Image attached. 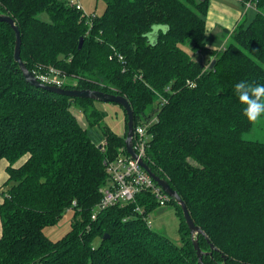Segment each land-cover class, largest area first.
<instances>
[{
  "label": "trees",
  "instance_id": "obj_1",
  "mask_svg": "<svg viewBox=\"0 0 264 264\" xmlns=\"http://www.w3.org/2000/svg\"><path fill=\"white\" fill-rule=\"evenodd\" d=\"M101 1L94 18L63 0H0V14L18 27L20 59L35 77L54 70L60 88L126 98L134 127L156 117L143 161L185 203L207 255L198 261L173 200L180 245L148 227L158 208L148 193L91 219L108 180L105 162L125 153L124 110L119 136L103 125L95 100L28 84L13 59L14 33L0 23V161L8 175L0 264H264V143L242 139L253 124L234 95L241 80L264 84V0H247L254 17L217 51L205 41L209 0ZM188 42L193 54L209 53L205 65L181 48ZM67 211L69 231L49 240L43 230Z\"/></svg>",
  "mask_w": 264,
  "mask_h": 264
},
{
  "label": "built area",
  "instance_id": "obj_2",
  "mask_svg": "<svg viewBox=\"0 0 264 264\" xmlns=\"http://www.w3.org/2000/svg\"><path fill=\"white\" fill-rule=\"evenodd\" d=\"M243 4L244 13L254 8L251 1L240 0ZM70 7L82 11V6L79 0H67L66 2ZM92 18L94 14L88 15ZM120 60L121 57L118 56ZM40 83L60 88L62 79H59L58 72L49 70L47 74L36 75L35 77ZM192 87V86H191ZM156 117L150 120H143L139 125L134 127L133 135V150L138 158L144 160L147 145L152 138L149 133L151 126L155 123ZM105 143L101 142L99 148L103 151ZM105 172L107 174V182L99 190L100 201L92 210L91 219H96V212L106 210L111 206H119L134 202L136 196L141 193L150 194L158 207H163L169 202L168 195L159 187L152 178L144 171L139 165L138 161L131 159L126 153H120L115 160L105 162ZM75 203H73V206ZM136 211L141 213L142 209L136 208Z\"/></svg>",
  "mask_w": 264,
  "mask_h": 264
},
{
  "label": "rangeland",
  "instance_id": "obj_3",
  "mask_svg": "<svg viewBox=\"0 0 264 264\" xmlns=\"http://www.w3.org/2000/svg\"><path fill=\"white\" fill-rule=\"evenodd\" d=\"M67 2V0H63ZM240 2V0H238ZM83 7L87 12L93 13L95 16H100L103 13L104 10V3L101 0H83ZM243 6L244 3L240 2ZM238 5V4H237ZM255 15V9H251L248 11L247 16L245 18L246 24H248L252 18ZM41 20L47 21V16L45 14L39 16ZM243 21V20H242ZM240 21V23L242 22ZM234 32V29L224 34V37L226 39V36L228 37L227 40L223 43V40H216L211 37L210 34L206 35V44L208 48L213 47V43L216 45V50L221 48H225L227 44L231 42V36ZM223 44V45H222ZM181 48L189 53L191 56V59L194 61L200 62L201 64L205 65L208 58L209 53L207 51H202L199 53L193 54L190 51V43L181 46ZM95 106L98 110L102 111L105 114V118L103 120V125L110 127L113 131H115L118 134H124L125 132V117L122 112V109L117 106L116 104L112 103H104V102H96ZM72 114L76 117L79 124L85 128L86 122L82 117L81 110L78 106H72L71 107ZM118 112V113H117ZM118 114L121 115V118H118ZM122 116H123V123H122ZM100 127H94L93 130L98 132V134L101 133ZM116 129V130H115ZM243 140L247 141H258L261 143H264V118H262L257 123L253 124L252 129L250 132L245 133L242 135ZM97 212V210H95ZM72 212L67 211L62 219L59 221V223L54 227H47L43 230L44 235L51 241H56L62 237L66 233V231H69L70 229V222H71ZM147 225L148 227L164 237L168 238L170 241H172L176 245H180V236L178 233V226H179V219L175 215L174 208L171 205H165L163 207H158L156 210H154L152 213H150L147 217ZM98 239L94 241V244L98 243Z\"/></svg>",
  "mask_w": 264,
  "mask_h": 264
},
{
  "label": "water",
  "instance_id": "obj_4",
  "mask_svg": "<svg viewBox=\"0 0 264 264\" xmlns=\"http://www.w3.org/2000/svg\"><path fill=\"white\" fill-rule=\"evenodd\" d=\"M0 23L7 24L14 33L15 46H14V52H13V59H14V62L18 65L19 70L21 71L25 81L28 84L36 88H41V89H44L50 92H54V93H57L59 95H62L68 98L91 99V100H95L96 102L116 104L117 106L121 107L124 110V113L126 116V137H125V142H124L125 153L129 155L131 159L138 161L139 165L152 178V180L159 187H161V189L168 195L169 199L173 200L180 207L184 221L188 227V230L190 231L191 239L193 240V247H194V250L196 251V256L198 258V261L201 262L202 256L207 255V254L203 253L200 250L196 235L203 234L202 231L197 226H195V224L193 223L190 217L189 211L185 203L179 197V195L170 188L169 184L165 180L155 175L151 171L149 166L142 159L138 158L135 151L133 150L134 116H133V111L130 107V104L126 100V98L119 96V95L104 94L101 92L86 91V90H68L64 88H56L53 86H47V85L40 83L35 78V76L31 72L28 71V69L25 67V65L20 59L21 36L18 30V27L14 24V21L11 19V17L5 14H0ZM81 43H82V40L79 41V47L81 46ZM213 65H214V61L211 62V65L209 66V68L211 69ZM107 238L108 236L105 235L104 239H107ZM210 249L215 250L213 245L210 246Z\"/></svg>",
  "mask_w": 264,
  "mask_h": 264
},
{
  "label": "crops",
  "instance_id": "obj_5",
  "mask_svg": "<svg viewBox=\"0 0 264 264\" xmlns=\"http://www.w3.org/2000/svg\"><path fill=\"white\" fill-rule=\"evenodd\" d=\"M82 1L83 0H79L83 11L86 12L87 14H91L90 12H87L85 10ZM247 13H244L243 6L241 5L240 2H238V0H209V9L206 15V35L210 34L211 37H213V39L223 40L224 43L228 38L226 36L225 39L224 34L227 33L228 35L229 32L235 29L237 24L240 21H242L244 18H246ZM205 41H206V37H205ZM215 48L216 45L215 43H213V47H210V50L217 51L223 49V47L222 49L219 48L217 50ZM117 116L118 118H121L120 114H118ZM122 123H123V116H122ZM108 128L119 136L123 135V133L118 134L115 131H113L110 127ZM6 168H7V163L5 161H0V204L3 201L2 198L3 194L1 193V190L5 186V182L8 179ZM67 232L68 231H66V233ZM0 235H1V223H0Z\"/></svg>",
  "mask_w": 264,
  "mask_h": 264
},
{
  "label": "clouds",
  "instance_id": "obj_6",
  "mask_svg": "<svg viewBox=\"0 0 264 264\" xmlns=\"http://www.w3.org/2000/svg\"><path fill=\"white\" fill-rule=\"evenodd\" d=\"M151 28L156 33L160 31L166 33L169 26L153 24ZM234 95L242 107V116L250 124H255L264 118V84L241 80L234 85Z\"/></svg>",
  "mask_w": 264,
  "mask_h": 264
}]
</instances>
